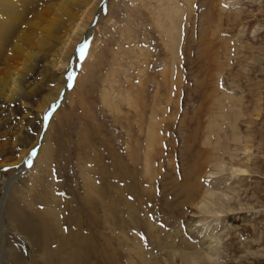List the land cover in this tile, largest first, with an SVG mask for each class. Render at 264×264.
<instances>
[{
  "label": "rangeland",
  "instance_id": "1",
  "mask_svg": "<svg viewBox=\"0 0 264 264\" xmlns=\"http://www.w3.org/2000/svg\"><path fill=\"white\" fill-rule=\"evenodd\" d=\"M99 2L65 82L57 70L42 87L35 70L19 98L0 97V264H70L77 237L92 250L83 264H183L170 253L203 248L217 264H264V0ZM85 10L66 24L85 21ZM171 18H181L177 58L168 51ZM150 127L158 132V143L145 144L151 153ZM23 156L24 165H6ZM99 192L114 212L109 226L86 202ZM203 197L224 212L199 213ZM14 218L29 224L33 247Z\"/></svg>",
  "mask_w": 264,
  "mask_h": 264
},
{
  "label": "bare ground",
  "instance_id": "2",
  "mask_svg": "<svg viewBox=\"0 0 264 264\" xmlns=\"http://www.w3.org/2000/svg\"><path fill=\"white\" fill-rule=\"evenodd\" d=\"M99 1L100 0H0V97H3V95H5V93L8 92L7 94L10 93V95H9L10 98L11 97L13 98V96H15L14 98H16V96L19 98V94H20V92L22 93V89H23L22 88L23 86L21 87L22 81L24 83L25 79L26 78L28 79V77H30L31 73H33L35 70H37L36 71L37 74L40 73V76H43L42 77L43 81L40 85L42 87L44 86L43 84L47 83L46 80L47 81L49 80L48 82H51L54 79L55 75L52 76V74L55 73L57 70H62L63 72H62L61 76L56 77L55 80L58 83H59V81L62 82L63 80L65 82V80L68 76V70L67 69H69V62H70L69 58H70L71 54L75 52L74 47L76 46V44L79 41H81L83 39V36L87 37L91 33L88 30V26L90 25L92 18L95 15V13H97V11H98L97 8L100 4ZM191 1L192 0H190V2ZM187 2H189V1H187ZM81 5L86 8V10H85V13H86L85 21L80 22L78 25H76V27H74L75 21H74V23H72L73 25L71 24L72 27L70 25H67L66 23L69 22V24H70L71 20H73L72 18H75V17H73V16H75V14L73 12L74 9L78 8ZM179 15H182V12H181V14L179 12ZM208 15H210V14H208ZM209 17H211V15ZM181 18H178L179 22L181 21L180 20ZM176 20H177V18H176ZM176 20L173 21V19H172L169 22V32H167V33H169L171 35L170 41H169V46H168V51L170 52L171 55L175 54L176 55L175 57L177 58L176 51H178L177 47H178L180 36L178 33L179 32V30H178L179 25H178V21L176 22ZM65 27H67V28H65ZM76 31H77V33L74 35V33ZM72 34L75 37L74 39H73ZM223 43L224 42H222V44ZM224 46H226V45H224ZM77 47H78V45H77ZM77 50H78V48H77ZM166 51H167V49H166ZM77 52H79V50ZM5 56L7 57L6 64L3 65L4 67L3 66L1 67V64L3 62V57H4V61H5V58H6ZM88 56H89V52L87 54V58H88ZM214 58L215 57L212 55L210 57V60L207 59L208 64L213 63ZM71 59H72V57H71ZM217 60H215V61L217 62ZM58 67L61 69H59ZM70 67H71V70H73V63H71ZM48 70H50V71H48ZM220 70H221V68H220ZM220 70H219V72H217L218 74H220L221 71L224 69L222 68V70L221 71ZM62 87L59 86L57 97L60 94ZM5 96L7 97V95H5ZM9 97H7V99ZM2 101H4V100H2ZM44 118H45V116L43 115V112H42V116H41L42 122H43ZM234 121H236V118ZM233 125H231V128L234 129L235 126H233ZM40 126H41V128L39 130L41 131L43 124H41ZM40 131H38V133ZM154 131L155 130L153 129V127H150L148 129L147 140H145V142L147 141L148 143H144V150L150 148L153 145V143L154 144L158 143L157 139L154 137L155 135H153V133H158V132H154ZM37 140H36V144H37ZM36 144L33 147H31V149L28 151L27 154H28L29 158H30V156H32L29 153L36 146ZM145 144L148 147L146 149H145V147H146ZM213 147L215 148L216 146H213ZM148 150L151 153L152 152L151 150H153V149H151V150L148 149ZM245 150H248V149L246 148ZM147 151H145V152H147ZM144 155H145V157L146 156L148 157L146 162H144L145 163L144 167L149 172L150 168L148 167V164L150 163L151 158H149V157L151 155H149V153H146ZM208 155H209V153H208ZM211 155H212V153H211ZM25 157L26 156L21 157V159L19 158L20 160L18 159V162L11 163V164L9 163L6 165H18L17 163H19L20 161H21L20 164L24 165L25 162H27L25 160ZM145 157H144V160H145ZM214 162H216V163L220 162L219 164H223V166H224V163H222V160L220 161L219 158H216V157L213 158L212 157V160L210 161V163H214ZM193 167H195V166H193ZM200 168H201V166H200ZM200 168H198V169H200ZM231 168L233 169L232 170L233 174H245V172H248L246 169L241 168V167L232 166ZM216 169L221 172L222 166H218ZM217 170H216V172H217ZM189 172H191V171H189ZM212 173H209V174H212ZM113 175H116V174H113ZM144 175H147V173H144ZM187 176H189V175H187ZM195 176H197V174ZM195 178L197 179V177H195ZM114 180H115V178H114ZM185 182L186 183L181 188V191H183L185 193H189V191L194 189L195 185L194 184L189 185L188 179ZM195 183L197 184L198 182H195ZM177 190H179V189H177ZM195 190H194V192H195ZM174 191H175V189L173 190V192ZM207 192L208 191L206 190V192H203V194H201L200 196L206 195ZM178 195H180V193ZM213 195L214 194H212V193H208L209 199L213 198L214 197ZM97 196L100 197V192H99V194H96V197ZM98 197H97L98 200L96 198H95V200L90 198V199L86 200V202L91 203V206H93V207H91L93 209V211L96 212L98 209L102 213V216H103L102 220L105 222L106 225H108L109 222L111 223L110 219L112 218L114 212L109 211L111 209H108V210L104 209L102 207V204H101L102 202L99 201ZM193 199H194V197H193ZM193 199H191V200L193 201ZM196 199H197V197H196ZM198 200H199V198H198ZM188 201H186V202H188ZM206 201H208V199H205V197H203V198H201V200L199 202L196 201L197 203L194 204L198 208L199 213H210V214L212 213V215H215V214H218V213L220 214V213L224 212V210L222 208H221L222 210L220 209V211H218L219 209L212 208L211 205H210L211 206L210 207ZM215 201H216V199L213 201H210V203L215 202ZM118 204H120V203H118ZM213 204H215V203H213ZM125 206L129 207L127 204ZM239 206H240V208H238V209L241 210L242 206L241 205H239ZM87 207H89V205ZM91 208H90V210H91ZM226 208H227L226 211H231V212L233 211V208H231L230 206H228ZM93 215H94V212H93ZM147 216L148 215H146V217ZM14 217H16V215ZM151 223L147 222V224H146L148 235L150 236L151 240H156V242L158 240L160 241V238L157 235V233H155L154 227ZM13 224H14V230H16L18 232V234H22L23 236H25L26 241L29 243L30 247H33V245L35 243L32 240V236H29L30 231H27V227L29 226V224L26 222H22V220H20L19 218H14ZM97 233H99V231ZM54 237H56V236H54ZM63 239H65V238H63ZM86 244L87 243H82V238L77 237L75 244H74V248L72 249L73 254H71L70 257L68 256L69 259L67 262H69L70 264H83V262H86L87 259L89 262V258L92 254V250L89 251L88 247L85 246ZM60 249L61 248H59L55 253L59 254ZM192 249H196V247H194ZM136 250H138V251H135V254L137 255V257H139V260L141 263L144 260V256H142V252L140 251L139 247H136ZM32 251H34V250H32ZM168 252H170V251H168ZM207 253H210V255H211V252L205 251L204 248L200 249V250H196L193 253H186V252L174 250L172 253H170V256L172 258L171 259L172 261H173V258L179 257V259L182 260L183 264H185V262H188L189 264H217V262H214V261L206 258V257H208ZM42 257H44V256L42 255ZM38 258H40V257H38ZM56 261H60V259H58Z\"/></svg>",
  "mask_w": 264,
  "mask_h": 264
},
{
  "label": "snow or ice",
  "instance_id": "3",
  "mask_svg": "<svg viewBox=\"0 0 264 264\" xmlns=\"http://www.w3.org/2000/svg\"><path fill=\"white\" fill-rule=\"evenodd\" d=\"M87 47H88L87 42H85L83 45L80 46V48H79V53H80V57H81V58L84 57V54H85V51H86ZM68 79L71 80L72 77L69 76ZM55 107H56V105L53 104V105L51 106V109H52V110H55ZM49 114H50V113H49ZM47 118H48V116L46 115V116H45V119H47ZM32 155H35V153L33 152ZM30 163H31V161H29V164H30Z\"/></svg>",
  "mask_w": 264,
  "mask_h": 264
},
{
  "label": "water",
  "instance_id": "4",
  "mask_svg": "<svg viewBox=\"0 0 264 264\" xmlns=\"http://www.w3.org/2000/svg\"><path fill=\"white\" fill-rule=\"evenodd\" d=\"M72 72H73V70H72ZM71 74H73V73H71Z\"/></svg>",
  "mask_w": 264,
  "mask_h": 264
}]
</instances>
